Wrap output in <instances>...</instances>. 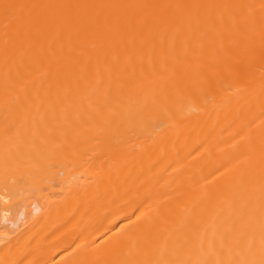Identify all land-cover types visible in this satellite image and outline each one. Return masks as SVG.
I'll list each match as a JSON object with an SVG mask.
<instances>
[{"label":"bare ground","instance_id":"bare-ground-1","mask_svg":"<svg viewBox=\"0 0 264 264\" xmlns=\"http://www.w3.org/2000/svg\"><path fill=\"white\" fill-rule=\"evenodd\" d=\"M0 264H264V0H0Z\"/></svg>","mask_w":264,"mask_h":264}]
</instances>
